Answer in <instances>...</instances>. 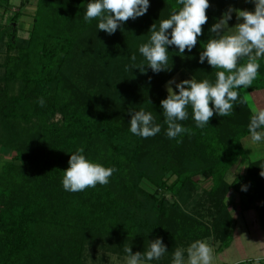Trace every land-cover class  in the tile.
Wrapping results in <instances>:
<instances>
[{
	"label": "trees",
	"instance_id": "obj_1",
	"mask_svg": "<svg viewBox=\"0 0 264 264\" xmlns=\"http://www.w3.org/2000/svg\"><path fill=\"white\" fill-rule=\"evenodd\" d=\"M9 2L0 0V18ZM89 2L36 0L27 37L18 34L20 12L0 21V156L9 155L0 162V264H97L86 261V246L108 244L127 255L126 246L143 252L156 238L167 252L150 262L172 264L177 247L209 235L219 253L232 242L235 205L255 209L264 231V202H256L264 197V153L246 143L252 108L244 94L264 92V57L231 115L214 114L197 128L189 107L188 119L177 122L191 134L170 139L160 104L168 94L164 83L180 69L194 77L206 72L215 82L218 69L199 62L205 34L182 55L166 46L169 70L154 73L145 65L141 73L131 69V56L144 60L139 45L176 0H149L144 15L111 35L97 19L84 20ZM140 109L152 113L159 133L130 132L129 110ZM79 148L86 159L115 169L106 185L64 190L63 170ZM239 163L245 171L227 181Z\"/></svg>",
	"mask_w": 264,
	"mask_h": 264
},
{
	"label": "clouds",
	"instance_id": "obj_2",
	"mask_svg": "<svg viewBox=\"0 0 264 264\" xmlns=\"http://www.w3.org/2000/svg\"><path fill=\"white\" fill-rule=\"evenodd\" d=\"M251 2L254 4L251 11L230 6L210 28L214 35L204 42L199 62L207 60L212 69H218L214 83L194 78L169 81L168 94L160 101L168 138L191 134L190 128L177 122L188 119L189 107L196 127L204 128L214 114L229 116L234 105L244 103L240 100V90L253 85L259 75L258 60L264 57V0ZM148 7L149 0H90L84 20L97 19V28L111 35L124 22L144 15ZM209 7V0H176L170 16L161 19L158 26L156 23L150 26L148 41L139 45V53L144 60L136 63L137 57L133 54L131 69L138 68L145 73L147 65L154 73L169 70L170 57L166 46H176L181 55L185 49L191 52L207 23L206 10ZM233 12L237 23L230 27L228 21L232 19ZM172 83L178 92L172 89ZM38 103L43 107L45 102L40 98ZM251 111L248 131L251 141L259 143L264 140V108ZM129 112L132 134L149 138L161 131L151 112L143 109ZM181 142L177 140L178 144ZM83 151L79 148L70 154L68 167L63 170L62 186L66 191L79 192L97 184L106 185L115 171L112 167L86 159ZM260 175L264 177V170L261 169ZM124 251L127 253L126 264H147L160 260L167 252L160 238L148 241V248L143 252L133 253L129 245ZM213 260L214 249L204 240H195L187 249L176 248L172 256V264H213Z\"/></svg>",
	"mask_w": 264,
	"mask_h": 264
},
{
	"label": "rangeland",
	"instance_id": "obj_3",
	"mask_svg": "<svg viewBox=\"0 0 264 264\" xmlns=\"http://www.w3.org/2000/svg\"><path fill=\"white\" fill-rule=\"evenodd\" d=\"M231 0H210L209 4L210 7L206 10L210 14V17H208L207 21L208 26L206 27V32H202V34H205V41L208 40L210 36H213L214 34L210 32L211 26L215 23V20L217 19L216 16H214V9H216V12L221 9H225V11L231 6L234 7L235 5L239 4L238 9H247V10H253L254 4L251 2V0H240L237 1L235 4ZM36 0H10L9 7L7 11L4 13L3 18H0V21L5 22L10 15H12L14 12H20V17L18 19V34L23 37H27L28 31L31 27L32 22V15L35 8ZM214 7V9H213ZM211 8V11H210ZM220 8V9H219ZM237 8V7H234ZM224 11V12H225ZM2 12V9L0 8V13ZM207 15V14H206ZM232 20L228 21V25L231 27L235 23H237L236 20V14L233 12L232 14ZM232 21V22H231ZM3 60V54H0V63ZM1 71V69H0ZM206 72L200 73L198 77H194L191 74L187 73L184 69H180L177 73H175L168 81H166L163 85V89L167 91V88L169 86V81H175L179 82L184 79H190L194 78L197 81H202L207 79L209 76L205 75ZM172 89L175 91V83H172L170 85ZM246 101L248 102V105L253 108H264V92H247L244 90ZM57 118L59 115L56 116ZM246 143L249 144L250 147L257 148L261 145V147L257 148L259 149L261 153H264V140H262L259 143H253L250 139V137L247 138ZM7 152V150H5ZM1 153L0 156V162L9 159V155L7 153ZM246 168L245 163H239L237 165H234L230 171L227 173L226 180L231 181L236 172H244ZM264 192V178H262V184L260 186ZM167 197H170L169 194H167ZM235 200H237V197H235ZM256 202L262 203L264 202V197L262 199H258ZM234 208V217H235V223L233 227V237L232 242L230 243V246L223 252L222 255L218 254L215 251L216 246L218 245V241L211 235L208 237H205L203 240L207 241L209 245L214 249V260L213 264H234L237 261H252L253 264H256L258 261H261V259H257V257L264 254V249L262 247L261 240H264V231L261 229V226L258 221L257 212L255 209H250L251 211H239L238 205L231 206ZM263 235V236H262ZM178 248V247H177ZM187 249V247L183 248ZM110 249V245H105V247H92V246H86L85 247V259L87 262L97 263V264H126V257L127 255H124L122 253ZM263 253V254H262ZM186 257V255H185ZM147 264H155L152 262H147Z\"/></svg>",
	"mask_w": 264,
	"mask_h": 264
},
{
	"label": "crops",
	"instance_id": "obj_4",
	"mask_svg": "<svg viewBox=\"0 0 264 264\" xmlns=\"http://www.w3.org/2000/svg\"><path fill=\"white\" fill-rule=\"evenodd\" d=\"M210 1V0H209ZM221 1H224V0H220V2ZM232 1L234 2V4L237 2V1H240V0H231L230 2L232 3ZM238 6H239V4H237V5H235L234 7H237L236 9H238ZM231 7L232 8H234L233 6H232V4H231ZM213 9H214V7H213ZM220 9V8H219ZM210 11H211V8H210ZM225 11V9H221V10H218L217 12H216V9H214V16H216L217 17V19L215 20V22L221 17V15H222V13ZM206 14H207V18L208 17H210V14L208 13V12H206ZM233 19V18H232ZM231 19V20H232ZM232 22V21H231ZM208 21H207V26H208ZM260 92V91H259ZM247 211H251V210H247ZM263 236V235H262ZM261 242H262V247H263V249H264V240L262 239L261 240ZM230 246V245H229ZM228 248V247H227ZM227 248L226 249H224L223 251H221V252H219L218 254H220V255H222L223 254V252L225 251V250H227ZM263 254V253H262ZM261 259V261L262 262H264V254L263 255H261V256H259V257H257V259Z\"/></svg>",
	"mask_w": 264,
	"mask_h": 264
}]
</instances>
